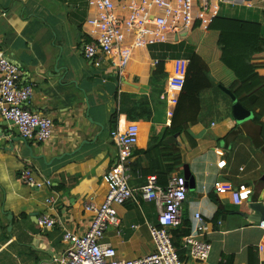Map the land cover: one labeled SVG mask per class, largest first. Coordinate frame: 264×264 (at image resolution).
Masks as SVG:
<instances>
[{
  "label": "crops",
  "instance_id": "1",
  "mask_svg": "<svg viewBox=\"0 0 264 264\" xmlns=\"http://www.w3.org/2000/svg\"><path fill=\"white\" fill-rule=\"evenodd\" d=\"M88 1L0 0V49L21 69L19 86L34 88L24 106L54 120L48 141L26 143L13 140L14 125L0 115V264H58L66 248L64 231L84 234L89 229L93 215L85 204L104 200L108 191L104 176L117 155L110 134L115 129L114 112L122 129L131 122L138 124L143 143L172 121L169 111L175 106L171 101L181 91L168 83L174 58L165 60L168 75L158 96L149 81L154 63L168 52L167 46L135 50L123 75L107 58L99 65L91 62L84 56L91 40L87 20L94 14ZM221 15L259 23L264 38V0L223 3ZM205 32L215 34L212 40L209 36L204 40L216 45L219 32ZM186 38L173 44L187 45ZM203 47L200 54L209 59L213 46ZM258 61L264 63V58ZM227 90L219 86L203 93L200 119L189 128L197 141L195 148L185 150L178 137L184 165L190 166L196 179V188L187 192L182 204L183 218L192 223L194 213L201 212L214 224L206 236L213 248L208 260H191L185 248L187 264H264V250L259 247L264 244V232L257 221L246 217L252 213L251 200L264 202V127L254 121L251 110L250 118L238 123ZM144 102L152 110L151 117H134ZM135 151L130 167L139 158ZM221 160H226L223 168L218 166ZM26 168L51 184H26L20 179ZM183 171L182 167V176ZM218 180L250 186L251 200L236 205L228 194H216L213 185ZM145 181L138 172H131L130 184L137 190ZM116 209L120 225L110 227L102 241L111 244L121 259L151 253L155 245L147 225L157 222L155 202L137 192L136 202ZM42 213L57 219L55 227L42 229Z\"/></svg>",
  "mask_w": 264,
  "mask_h": 264
},
{
  "label": "built area",
  "instance_id": "2",
  "mask_svg": "<svg viewBox=\"0 0 264 264\" xmlns=\"http://www.w3.org/2000/svg\"><path fill=\"white\" fill-rule=\"evenodd\" d=\"M238 1L124 0L117 3L115 0H89V7L94 10V14L87 20L91 27V40L84 47V56L97 65L107 58L110 66L123 75L135 50L162 43H176L186 38L196 26L206 31L221 14L223 3ZM173 61L168 83L172 88L181 90L189 60L177 58ZM21 75V69L0 49V115L18 126L24 139L46 142L52 137L54 120L24 106L33 96L34 88L32 84L19 86ZM177 103V97L173 98L171 104L176 106ZM173 114L174 109H170V118ZM139 137L140 128L134 122L123 129L118 126L111 131L117 155L104 176L108 191L101 203L90 201L85 204L86 211L93 216L84 234L64 231L66 249L58 259V264H187L181 258L172 236V229L183 221L182 204L188 192L186 179L184 176H171L167 185H162L157 175L151 174L138 190L134 188L130 184V160ZM218 166L225 167L226 160H221ZM20 179L34 187L51 184L46 177L40 179V175H35L30 168L22 170ZM213 191L219 195L228 194L236 205L247 202L253 193L246 184L234 186L231 182L219 180L214 183ZM137 192L143 199L154 201L158 208L157 222L147 225L155 249L137 259H121L117 256V250L102 240L110 227L120 225L116 206L128 201L136 202ZM57 223V219L49 214L42 213L39 217L42 229H51ZM257 226L264 232V218ZM212 229L213 224L201 212L194 213L191 231L182 238L181 243L182 248L188 249L191 260L202 263L208 260L213 248L206 236ZM259 247L261 251L264 250V244Z\"/></svg>",
  "mask_w": 264,
  "mask_h": 264
},
{
  "label": "trees",
  "instance_id": "3",
  "mask_svg": "<svg viewBox=\"0 0 264 264\" xmlns=\"http://www.w3.org/2000/svg\"><path fill=\"white\" fill-rule=\"evenodd\" d=\"M261 29L259 23L219 15L208 29L219 32L216 45L208 41L212 40L208 37V33L203 36L205 39L208 37V40H204L207 41L206 43L198 38H195L194 43H188V46L185 43H162L167 46L168 52L161 55L162 57L152 71L149 80L152 91L158 96L163 90L164 81L168 75L165 71L167 58L189 60L186 79L180 91L171 124L166 125L161 131H156L152 136L150 134L146 143L139 140L135 151L139 154V158L131 166V172H138L145 179L151 174H156L158 182L162 185H167L171 176L182 175L184 162L181 146L178 142L167 145L164 142L178 134L185 150L191 151L197 146V141L189 133V128L199 121L202 111V95L209 89L219 86L229 89L238 103L254 112V121L261 128L264 127L262 123L264 63L258 61L261 57L264 58V38ZM195 30L205 32L196 26L191 34ZM205 44L213 46L209 59L200 54ZM146 102L139 104L134 117L146 115L151 117L152 110L146 108L144 105ZM123 111L125 109L120 112ZM111 121L115 128L118 127L117 112L112 114ZM143 161L148 163L146 167L142 165ZM190 229L191 223L187 218H183L182 224L172 230L173 242L179 249L181 258H185L183 249H181L182 238L190 233Z\"/></svg>",
  "mask_w": 264,
  "mask_h": 264
},
{
  "label": "water",
  "instance_id": "4",
  "mask_svg": "<svg viewBox=\"0 0 264 264\" xmlns=\"http://www.w3.org/2000/svg\"><path fill=\"white\" fill-rule=\"evenodd\" d=\"M176 40L178 41V37H176ZM222 87L223 89H227L223 86H220ZM227 93L229 94V96H231L233 102H234V105H233V115L235 117V119L238 121V123L240 121H244L245 119L247 118H250V114L251 112L244 108L240 103H238L236 97L233 95V93L228 89L227 90ZM10 124H12V122L10 121L9 122ZM21 131H19V128L18 126H15L13 127V133L16 135V138H14L13 140L14 141H18V140H23L25 141L26 143L29 141V140H26L22 137ZM175 142H178L179 145H181V142L178 141V134H176L175 136L169 138V139H166L165 140V144H170V143H175ZM12 149H14L13 146H11ZM183 176H185V179H186V182L188 184V187H189V190H193L196 188V179H195V176L193 175L192 171H191V168L188 164H185L183 166ZM251 200V199H250ZM249 200V201H250ZM248 207L252 210V213L251 214H246V217L251 220V221H260L261 219L264 218V202H263V199L260 198L259 200L257 201H250L248 203ZM12 217V215H9V218Z\"/></svg>",
  "mask_w": 264,
  "mask_h": 264
},
{
  "label": "rangeland",
  "instance_id": "5",
  "mask_svg": "<svg viewBox=\"0 0 264 264\" xmlns=\"http://www.w3.org/2000/svg\"><path fill=\"white\" fill-rule=\"evenodd\" d=\"M205 33L207 34L208 32H202L200 30H195L191 35H188V37L185 39V41L187 43H194L195 42V38H198V39L204 41L205 38L203 36L206 35ZM214 35H215L214 33L209 34V37L210 38H213ZM156 46L157 45H151V46H148V47H149V49L153 50V49H156L157 48ZM171 59H173V58H170V60Z\"/></svg>",
  "mask_w": 264,
  "mask_h": 264
},
{
  "label": "clouds",
  "instance_id": "6",
  "mask_svg": "<svg viewBox=\"0 0 264 264\" xmlns=\"http://www.w3.org/2000/svg\"><path fill=\"white\" fill-rule=\"evenodd\" d=\"M220 15H221V14H220ZM170 44H172V43H170ZM172 117H173V116H172ZM171 119H172V118H171ZM170 124H171V123H170ZM113 130H114V129H113ZM110 134H111V133H110ZM139 139H140V137H139ZM178 141H179V140H178ZM134 151H135V150H134ZM181 176H182V175H181ZM157 178H158V177H157ZM184 178H185V176H184ZM146 179H147V178H146ZM187 185H188V184H187ZM188 191H189V187H188ZM215 193H216V192H215ZM216 194H217V193H216ZM250 199H251V198H250ZM250 199H249V200H250ZM249 200H248V201H249ZM248 201H247V202H248ZM244 203H245V202H244ZM241 205H242V204H241ZM209 221H210V220H209ZM182 222H183V221H182ZM258 222H259V221H258ZM258 222H257V223H258ZM211 223H212V222H211ZM212 224H213V223H212ZM213 225H214V224H213ZM179 226H180V225H179ZM191 227H192V223H191ZM172 230H173V229H172ZM190 231H191V229H190ZM187 235H188V234H187ZM172 236H173V235H172ZM181 243H182V242H181ZM181 246H182V245H181ZM65 249H66V248H65ZM181 249H185V248H182V247H181ZM178 250H179V249H178ZM179 254H180V253H179ZM183 259H185V258H183Z\"/></svg>",
  "mask_w": 264,
  "mask_h": 264
}]
</instances>
